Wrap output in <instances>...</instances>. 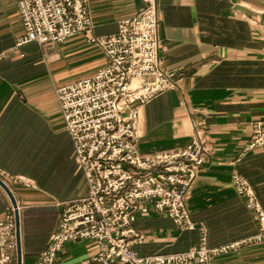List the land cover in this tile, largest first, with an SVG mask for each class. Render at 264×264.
I'll return each mask as SVG.
<instances>
[{
    "label": "crops",
    "instance_id": "obj_1",
    "mask_svg": "<svg viewBox=\"0 0 264 264\" xmlns=\"http://www.w3.org/2000/svg\"><path fill=\"white\" fill-rule=\"evenodd\" d=\"M151 1L158 7L162 66L178 89L142 107L139 149L145 155L183 149L202 123L208 151L185 197L197 228H179L148 205L147 215L133 222L145 235L132 245L141 256L197 247L202 226L210 246L255 233L258 222L233 184L234 173L249 181L264 209V149L248 146L255 122L264 120V0H89L92 34L116 33L121 20ZM24 33L16 2L0 0V169L34 183L12 184L11 190L21 207L23 253L39 257L64 203L89 190L56 89L92 76L108 59L84 33L52 47L32 41L17 48ZM10 203L0 186V219ZM98 249L94 239L69 242L57 264H87ZM212 264H264V245L216 257Z\"/></svg>",
    "mask_w": 264,
    "mask_h": 264
},
{
    "label": "built area",
    "instance_id": "obj_2",
    "mask_svg": "<svg viewBox=\"0 0 264 264\" xmlns=\"http://www.w3.org/2000/svg\"><path fill=\"white\" fill-rule=\"evenodd\" d=\"M25 33L16 47L32 41L52 47L84 33L108 59L90 77L56 89L59 107L82 167L89 190L86 196L64 203L57 229L36 264H57L69 242L94 239L98 252L87 264H212L214 258L253 244L264 245V209L249 181L232 176L238 193L258 222L249 236L216 246L200 227L199 245L184 252L141 256L132 245L145 240L133 227L148 205L173 218L182 229H196L185 197L205 163L208 146L202 123L194 126L193 139L183 149L157 155L141 153L138 124L142 107L162 92L178 89L165 72L158 35L155 1L119 23L106 36L92 34L89 0H14ZM5 56L0 54V59ZM250 148L264 149V120L258 119ZM0 179L11 188L33 187L30 178L0 169ZM147 204V205H146ZM19 211L21 207L18 204ZM16 208L12 201L0 219V264L17 259Z\"/></svg>",
    "mask_w": 264,
    "mask_h": 264
},
{
    "label": "water",
    "instance_id": "obj_3",
    "mask_svg": "<svg viewBox=\"0 0 264 264\" xmlns=\"http://www.w3.org/2000/svg\"><path fill=\"white\" fill-rule=\"evenodd\" d=\"M0 186L8 193L14 207L16 208V222H17V237H18V246H17V264H36L39 257L33 255H25L22 250V241H21V212L18 208V202L14 196L12 190L6 183L0 179Z\"/></svg>",
    "mask_w": 264,
    "mask_h": 264
},
{
    "label": "rangeland",
    "instance_id": "obj_4",
    "mask_svg": "<svg viewBox=\"0 0 264 264\" xmlns=\"http://www.w3.org/2000/svg\"><path fill=\"white\" fill-rule=\"evenodd\" d=\"M11 189V188H10Z\"/></svg>",
    "mask_w": 264,
    "mask_h": 264
}]
</instances>
